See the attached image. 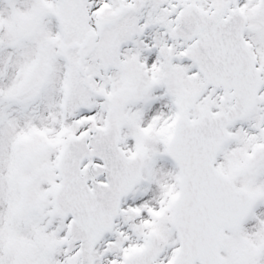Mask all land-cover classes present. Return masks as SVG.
I'll use <instances>...</instances> for the list:
<instances>
[{"label":"snow or ice","instance_id":"6c2138e0","mask_svg":"<svg viewBox=\"0 0 264 264\" xmlns=\"http://www.w3.org/2000/svg\"><path fill=\"white\" fill-rule=\"evenodd\" d=\"M0 264H264V0H0Z\"/></svg>","mask_w":264,"mask_h":264}]
</instances>
